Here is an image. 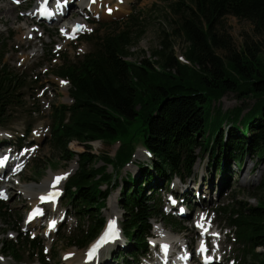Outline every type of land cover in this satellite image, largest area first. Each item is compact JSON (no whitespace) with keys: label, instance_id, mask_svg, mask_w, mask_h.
Returning <instances> with one entry per match:
<instances>
[{"label":"trees","instance_id":"trees-1","mask_svg":"<svg viewBox=\"0 0 264 264\" xmlns=\"http://www.w3.org/2000/svg\"><path fill=\"white\" fill-rule=\"evenodd\" d=\"M169 9L177 16L175 35L186 44V64L176 60L167 40L152 52L154 60L128 62L129 50L140 38L134 34L132 15L126 30L80 40L90 44V53L74 60L67 57L57 67L56 76L68 83L72 103L54 108L48 143L63 160H76L78 168L68 182L65 209L71 208L76 218L88 223L78 224L68 239L70 246L83 249L102 231L101 210L111 192L101 187L112 183L105 170L111 167L117 176L130 162L134 147L126 142L134 129L149 159V164L136 165L135 177L127 174L122 184L118 176L113 180V187H120L118 204L124 211L120 228L125 240L124 249L110 256L115 264H137L146 254L151 219L178 223L163 215L160 191L174 179L185 182L190 178L194 150L216 155L212 167L218 172L224 171V163L218 160L220 151H227L238 164L248 154L259 161L264 158V58L252 47L236 53L217 34L226 17L249 21L258 34H264V0H178ZM7 42L3 40L0 47L2 127L6 126L3 115L19 104L18 92L25 87L3 61ZM221 49L226 52L223 57L216 54ZM226 93L251 99L253 105L245 114L241 107L229 112L215 108ZM117 141L124 146L113 159L89 152L91 143ZM72 142L87 151H70ZM258 191L256 206L235 202L218 209L238 249L233 264H264V253L256 251L264 248V183ZM0 218H10L1 201ZM18 236L17 244L6 242L3 255L20 261L18 244L24 252L29 248L32 255H40L42 248L34 240Z\"/></svg>","mask_w":264,"mask_h":264},{"label":"rangeland","instance_id":"rangeland-1","mask_svg":"<svg viewBox=\"0 0 264 264\" xmlns=\"http://www.w3.org/2000/svg\"><path fill=\"white\" fill-rule=\"evenodd\" d=\"M61 1L63 0H58V3ZM65 1L72 2V5H67L72 11L70 15L60 18L57 23L49 24L38 23L36 20L30 19L31 12L36 11L33 0H19L17 5L10 0H0L1 6H6L9 9L14 8L13 11H0V47L3 40H8L3 61L12 74L19 76L25 84V87L18 92L21 93L19 104L11 109L9 114L3 115L6 119V126H0V143L6 141V143L2 142L4 146L0 145V155L8 154L10 157L12 156L11 161H14L11 166L8 162L7 166L10 167L0 172V201L10 212L9 219L0 218V264H77L75 259L72 260V257H82L94 242L93 240L83 249L70 246L68 243L69 237L74 233L78 224L85 223L84 220L80 221L73 215L71 208L65 209L68 182L77 171V163L75 172L60 187L64 196L59 205L56 208H48L46 215L38 223L36 221L38 226H24L25 214L33 208L27 195L37 193L50 177L64 174L76 161L75 159L71 162L63 160L48 142L54 108L61 105L69 106L72 103L68 83L56 76L57 67L67 57L74 60L92 50L90 44L80 42V40L90 36L99 37L126 30L128 19L133 15L136 18V23L133 25L134 34L140 38L129 50L131 56L127 59L128 62L138 63L141 60H154L152 52L160 49L163 40H167V43L173 46L176 60L186 64L184 60L186 44L181 37L175 35L177 16L169 9L170 5L178 0H111L109 5H107L108 0H100L99 7L93 8L95 10L93 13L88 11L84 15L82 9L78 7V0L74 2L73 0H64L63 3ZM75 22L79 24L80 30L72 35L75 29L73 28L71 34H66L68 31L64 29ZM90 33L92 34L90 35ZM217 34L221 42L224 41L225 45H228L236 53H239L245 46L252 47L260 52L261 58H264V34H258L249 21L226 17L218 25ZM216 54L223 57L226 52L221 49ZM241 97L233 93H226L214 106L215 108L219 106L223 112L241 107L245 114L253 105V101L251 99L242 100ZM228 128L229 126L222 131L223 137L227 134ZM136 132L134 129L130 141L126 142L129 146L134 147V152L130 162L119 170L117 176L121 184V178L125 179L127 174L134 177L138 174L136 166L138 163L149 164L146 151L143 152ZM8 143L11 144V149L3 151ZM90 146V154L96 157L105 154L113 159L124 145L117 141L111 144L94 142ZM68 148L77 154L87 151L76 142L70 143ZM193 154L196 158L192 165L190 178L185 182L174 179L169 187L160 191L162 208L166 203V194H169L171 190L175 191V188L177 190L186 188L190 196L194 197L196 193L193 191L198 187L202 191L199 196L205 197L206 201L198 203L191 200L188 222L187 220H177V224L173 222L167 224L160 217L151 219L150 234L153 237L157 235L158 238L157 228L170 232L173 238H182L190 248L189 254H193L198 241L201 240L193 224L198 216L204 215L211 227L217 229L220 236L221 250H218V253L224 260L222 264H232L231 261L234 260L238 249L233 236L229 235L226 221L220 217L218 209L231 206L235 202L256 206L257 199H259L258 188L264 183V158L259 161L256 156L248 154L243 158L239 168V164L235 163L227 151H220L218 160L225 164V170L218 172L212 167L216 164V155L213 156L208 151L201 152L199 148L194 150ZM105 173L112 177V183L108 187H101V190L107 189L111 193L107 198L106 207L101 210L105 225L99 236L108 225L117 223L119 226L123 221L124 214L118 204L120 187L116 189L113 187V180L117 176L114 175L111 167L106 168ZM250 195H254L256 198L252 199ZM112 208L118 217L113 215ZM49 220L59 222L58 228L50 235L44 231ZM87 224L85 223V225ZM18 234L23 237L28 236L29 240H34L42 248L40 255L37 256L36 253L32 255V251H28L29 248L26 249L27 252H24L25 248L20 244L17 245L20 261L3 255L1 249L8 247L6 242L12 241L17 244ZM210 243L214 247H212L213 253L218 246L215 245L213 239L210 240ZM124 244L125 240L121 238L113 245L106 246L98 260L103 264H115L111 263L110 256L117 253L119 249L123 250ZM256 251L264 253V248H257ZM66 255H70V258L65 259ZM196 257L195 254L188 263L198 264Z\"/></svg>","mask_w":264,"mask_h":264},{"label":"bare ground","instance_id":"bare-ground-1","mask_svg":"<svg viewBox=\"0 0 264 264\" xmlns=\"http://www.w3.org/2000/svg\"><path fill=\"white\" fill-rule=\"evenodd\" d=\"M34 1V0H33ZM64 1V0H63ZM63 1H61L60 3H58V0H55L56 4H57V7L60 9L59 10V13L57 12V14L54 16L55 18V22H52V23H56L60 20V18L64 17L65 15H70V6H67V5H72V2L71 3H67L66 1L63 3ZM76 1V0H73V2ZM79 2V8L82 9V13L83 15L84 14H87L88 11L90 13H93V11H95L93 8L97 9L98 4L100 2V0H95L94 3H90L88 0H78ZM104 2V1H103ZM111 3V0H108V3L107 5H109ZM4 8V9H2ZM14 8H7L6 6H1L0 5V11L2 10H12L13 11ZM106 10H108L106 8ZM12 11H10L12 13ZM105 13H107V11L104 10ZM6 13V12H4ZM104 14V13H103ZM105 15V14H104ZM30 19H33V20H36V22H40L37 18V13H33L31 12L30 14ZM51 23V24H52ZM82 23V22H81ZM74 24V26H73ZM73 24H70L69 27L65 28L64 30L65 31H68V33L66 34H71V30L73 28H76V27H79V24L77 22L73 23ZM71 27V28H70ZM64 31V32H65ZM64 85H66L64 83ZM140 144V143H139ZM141 145V144H140ZM143 152H145V149L143 148ZM6 155V154H5ZM5 155H0V163L3 161V160H6V169H8L11 164H12V161L9 160L8 158L5 157ZM10 164V166H7V164ZM238 164V163H237ZM225 165V164H224ZM223 165V166H224ZM240 165V164H239ZM4 169V168H1L0 167V171ZM18 169V168H17ZM225 170V168H223ZM76 170V161L73 162V164L71 165V167L66 171L64 172V174H60V175H54L53 177H50V179L48 180V182H46L44 184V186H42L37 193L35 194H30V195H27V198L30 200L33 208L36 207L38 204H39V197L42 195V194H45V193H48L50 191H52V189L54 188H60L62 187L63 183L65 182V180L73 173L75 172ZM14 176V175H13ZM15 177V176H14ZM57 177H60L59 180H57L56 178ZM218 188L220 189V187L218 186ZM175 190L179 193L180 190H182L183 192H188V190L185 188L183 189H180V190H177V188H175ZM194 193H196L194 196V200L197 201L198 203L202 202V201H206L205 197H200V193H202L201 189H199L198 187H196V189L193 191ZM202 198V199H201ZM112 203V202H111ZM112 212H114L113 215H116L115 214V211H114V208H112L111 210ZM118 217V215H116ZM39 221H37L38 223ZM198 224L197 226L199 225H202L203 226V229L201 231H197V235L201 238V239H204L208 236H212L213 237V240H214V243L215 245H217V249L218 250H221V246H220V236L218 234V231H212L209 229V226H211L210 222L208 221H204V215H200L198 216V218L196 219V221ZM55 223H57L55 221ZM34 225H37L36 222H32V226ZM25 226V224H24ZM31 226V227H32ZM38 226V225H37ZM54 230H50L46 227L45 229V233L47 234H52ZM156 232H158L160 238L169 246L168 249H165V250H162V252L160 253L159 257H158V260L154 263V264H188L187 263V258H186V255H188L187 253H189V250H187L186 252L182 249L184 246H186V244L184 243V240L182 238H173L171 233L170 232H166L164 230H160V228H157ZM97 241V239L94 240V243ZM158 243L157 240H153L151 245L152 246H156ZM216 249V248H215ZM196 251H198V247H196ZM195 251V253H196ZM86 253L85 252L83 254L82 257H72V260H76L77 264H86L84 262V257L86 256ZM195 253L191 254V256L193 257L195 255ZM77 256V255H76ZM80 256V255H79ZM73 262V261H72ZM102 263L100 260H98L97 263H95V261H93L92 263L90 264H100Z\"/></svg>","mask_w":264,"mask_h":264},{"label":"snow or ice","instance_id":"snow-or-ice-1","mask_svg":"<svg viewBox=\"0 0 264 264\" xmlns=\"http://www.w3.org/2000/svg\"><path fill=\"white\" fill-rule=\"evenodd\" d=\"M62 83H64V82H62ZM56 179H57V180H59V179H60V177H57ZM110 223H111V222H110ZM94 251H95V249H93V252H94Z\"/></svg>","mask_w":264,"mask_h":264}]
</instances>
